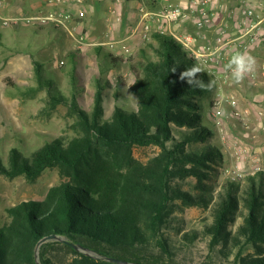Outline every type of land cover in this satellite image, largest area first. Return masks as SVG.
<instances>
[{"label": "trees", "instance_id": "trees-1", "mask_svg": "<svg viewBox=\"0 0 264 264\" xmlns=\"http://www.w3.org/2000/svg\"><path fill=\"white\" fill-rule=\"evenodd\" d=\"M152 38L153 58L142 50L141 60L128 65L134 80L127 92L139 100L135 108L119 105L125 94L120 76L115 86L102 77L120 68V58L111 53H104L103 63L98 60L90 110L79 95L80 57L67 56L73 66L69 96L33 60L37 88L46 89L49 107L65 106L80 133L67 142L54 139L28 157L12 149L8 167L0 163V174L9 178L22 175L34 182L46 169H56L62 179L42 200L6 210L0 264H36L39 242L40 264H113L48 239L52 236L101 257L141 264H264V178L209 183L217 177L214 166L223 162L204 115L216 80L202 70L197 78L213 82L210 89L181 81L180 73L197 63L172 37ZM134 147L156 152L143 163L132 158ZM185 207L206 211L199 228H185L180 216Z\"/></svg>", "mask_w": 264, "mask_h": 264}, {"label": "rangeland", "instance_id": "rangeland-1", "mask_svg": "<svg viewBox=\"0 0 264 264\" xmlns=\"http://www.w3.org/2000/svg\"><path fill=\"white\" fill-rule=\"evenodd\" d=\"M21 2L24 12L16 22L10 17L4 19L0 15V163L5 168L8 167L12 149H17L24 157H28L33 151L54 139L60 138L67 142L80 133L76 118L68 116L65 106L58 105L54 109L49 107L46 89L37 88L33 60L41 63L43 77H50L56 89L69 96V72L73 70V66L69 64L67 56L74 53L80 57L79 65L82 67H75V70L81 79L83 78L84 88L79 95L83 97L81 103L90 110L94 75L99 73L97 63L98 60L101 62L106 53L102 50L99 55L96 54L92 49L95 48L92 42H88L93 35L102 36L100 28H94L92 34L85 33L84 22L95 24V19H81L79 15L72 16L67 12L69 19L65 29L61 24L49 20H28L32 16L59 15V12L54 14L52 7L48 6V1L39 0L37 6L34 4L37 3L35 0ZM149 43L155 44L145 42L142 47L119 52L116 57L120 58V68L109 70L102 75L113 86L116 84V76L122 78L125 86L122 91L125 94L119 105L136 107L127 92V87L134 80L128 65L141 60L142 50L153 58ZM77 86L81 87L82 83L78 82ZM235 89L241 92L245 89L261 95L262 86L257 84L250 88L242 81ZM226 94L219 91L216 82L215 89L204 101L205 118L216 132L214 144L220 148L223 155V162L214 166L217 177H213L209 183L220 185L226 180H243L246 176L258 174L264 178V98L256 100L239 92L233 97ZM220 97L222 103L218 106L215 102ZM112 108L111 103L106 106V117H109ZM235 112L239 116H235ZM102 152L108 157L104 150ZM155 152L154 147H134L132 158L144 163ZM60 182L62 179L56 169H46L34 182L26 180L22 175L9 178L0 174V225L8 220L7 209L24 201L42 200L48 190ZM180 216L184 219L186 229H195L200 227V221L206 216V211L197 207H185Z\"/></svg>", "mask_w": 264, "mask_h": 264}, {"label": "crops", "instance_id": "crops-1", "mask_svg": "<svg viewBox=\"0 0 264 264\" xmlns=\"http://www.w3.org/2000/svg\"><path fill=\"white\" fill-rule=\"evenodd\" d=\"M21 1L23 0H1L0 15L4 19L10 17L16 22L24 12ZM35 1L37 3L34 2V4H38L39 0ZM46 1H48V6L52 7L54 14L57 12L67 14L68 12L72 16L79 15L81 19L85 17L95 19V24L84 22L86 35L92 34L96 27L102 32V36L93 35L88 40L95 47L92 48L94 51L100 47L101 50L118 56L119 52H128L129 49L142 47L145 42H154L153 34L161 32L166 33V36L172 37L179 44V40L183 41L185 37H190L189 47L183 48L202 70L214 77L220 92H226L229 97L239 92L247 97L256 98V100L264 98V32L258 31L254 41H251L248 36L239 38V28H237L240 26L239 21L244 17L243 9L249 8L253 11L251 18L253 21L264 19V0H245V2L212 0L207 3V8L213 11L214 16L210 23L202 28H197L191 21L166 28L156 16L167 4H179L187 8L193 0H81V2L62 0L60 3L54 0ZM142 16L145 22L140 23ZM143 24L149 28L145 37H143ZM221 29H225L234 41L223 47L221 55L218 56L212 54L211 49ZM237 52H246L255 58L254 71L247 74L243 81L250 88L260 84L262 86L261 95L245 91V89L242 92L235 89L238 83L232 80L230 72L225 71V65ZM223 75L228 76L224 82L221 80Z\"/></svg>", "mask_w": 264, "mask_h": 264}, {"label": "built area", "instance_id": "built-area-1", "mask_svg": "<svg viewBox=\"0 0 264 264\" xmlns=\"http://www.w3.org/2000/svg\"><path fill=\"white\" fill-rule=\"evenodd\" d=\"M57 3H60L62 0H54ZM77 2H81V0H75ZM212 0H193L189 4L187 8L182 7L179 4H167L165 5L162 10L156 14L158 21L164 25L166 28L171 27L173 25H178L179 23L191 21L193 25H195L197 28H202L206 25H208L211 21V19L214 16V13L211 9L207 8V3ZM239 2H245V0H238ZM1 2V0H0ZM242 13L244 15L243 19L239 21V25L237 28H239V38L248 36L250 37L251 41H254L255 37L257 36L258 31L262 30L264 32V19L253 21L251 18L253 17V11L249 8L243 9ZM69 15L68 14H59V15H53L50 14L46 17H29L28 20H49L54 22L55 24H61L65 29H67L66 23L68 22ZM17 20V19H16ZM145 22L144 16L140 18V23ZM143 37L148 32V26L146 24H143ZM167 32V30H166ZM161 35H166V33L161 32L159 33ZM264 34V33H263ZM233 39H231L230 35H228L227 31L225 29H221L217 36L215 37L214 43L215 45L211 49L212 54H216L218 56L221 55L222 48L226 45L230 44ZM182 47L188 48L189 44L191 42L190 37H185L182 40H179ZM245 49V47H244ZM228 79L227 75L222 76V81H226ZM222 98L218 99L215 104L220 105L222 103ZM235 116H239L238 113H233Z\"/></svg>", "mask_w": 264, "mask_h": 264}, {"label": "clouds", "instance_id": "clouds-1", "mask_svg": "<svg viewBox=\"0 0 264 264\" xmlns=\"http://www.w3.org/2000/svg\"><path fill=\"white\" fill-rule=\"evenodd\" d=\"M256 65V60L253 56L246 52H237L229 60L228 64L225 65V71L230 72L231 78L235 83H240L243 81L247 74L254 71ZM176 68L172 69L175 72ZM202 69L198 66H192L185 71L181 72L179 79L185 81L188 85L194 88L200 89H210L213 82H208L205 84L201 79L197 78V74L201 73ZM135 105H139V100L132 95H129Z\"/></svg>", "mask_w": 264, "mask_h": 264}, {"label": "water", "instance_id": "water-1", "mask_svg": "<svg viewBox=\"0 0 264 264\" xmlns=\"http://www.w3.org/2000/svg\"><path fill=\"white\" fill-rule=\"evenodd\" d=\"M48 239L59 241V242L65 244V245H68V246L74 248L75 250H78V251L82 252L85 255H88V256H91V257H95V258H99V259H102L104 261H107V262H110V263H113V264H141V263L129 262V261H125V260H121V259H117V258L101 257V256H98V255H95L92 252L88 251L87 249H84L82 247L73 245L72 243L68 242L67 240H65L62 237L52 236V237H50ZM40 244H41V242L37 243L36 247H35V250H34V258H35V263L36 264H40L39 258H38V249H39Z\"/></svg>", "mask_w": 264, "mask_h": 264}]
</instances>
